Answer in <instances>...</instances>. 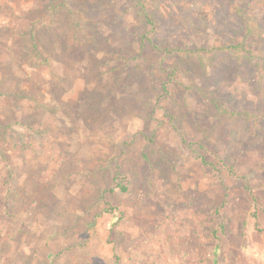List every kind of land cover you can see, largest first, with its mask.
Wrapping results in <instances>:
<instances>
[{
  "label": "rangeland",
  "instance_id": "obj_1",
  "mask_svg": "<svg viewBox=\"0 0 264 264\" xmlns=\"http://www.w3.org/2000/svg\"><path fill=\"white\" fill-rule=\"evenodd\" d=\"M154 2L0 0V264H264V0Z\"/></svg>",
  "mask_w": 264,
  "mask_h": 264
},
{
  "label": "trees",
  "instance_id": "obj_2",
  "mask_svg": "<svg viewBox=\"0 0 264 264\" xmlns=\"http://www.w3.org/2000/svg\"><path fill=\"white\" fill-rule=\"evenodd\" d=\"M154 0H136L134 9L135 14L138 20L140 21L142 25V31L139 34V40L138 44L141 46V48H145L146 46L151 45V39L153 36V32H155L157 27V15L154 11ZM57 7V6H56ZM55 7H52L51 9H54ZM239 23L241 24L240 30L241 35L234 34V44H230L228 47H225V50L230 55H234V58H236L238 61L245 62L253 66L254 68H261L262 65H264V51L261 50V48H252L251 41H253V38L256 36V32L258 29V20L254 17L253 13L245 12L244 10L237 11L236 14ZM28 36L29 41V48L31 55L34 59L41 61L42 55L40 53V49L38 46V42L35 38V34L33 32V29L28 31L26 33ZM255 52V54L253 53ZM264 69V66H263ZM174 117H170V120L173 121ZM4 134H10V131L4 130ZM1 135V133H0ZM6 142L0 143V156L2 159H5L6 156V150L2 147ZM202 165H205L207 167H211L215 172H219L218 168L214 165L208 163L203 159V157L199 158ZM225 171V174L234 180L240 179L238 175L232 170L227 167H223ZM109 193V191H106ZM113 193V192H110ZM5 206V202H4ZM114 207L112 205L107 206L105 209H102L101 212L96 215L95 220H98L106 213L113 214L114 213ZM254 220H256L257 225V216L255 213L252 214ZM258 228V227H257ZM259 230V229H257Z\"/></svg>",
  "mask_w": 264,
  "mask_h": 264
}]
</instances>
